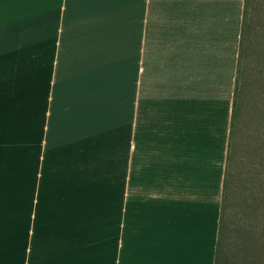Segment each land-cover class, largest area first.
Returning <instances> with one entry per match:
<instances>
[{
  "label": "crops",
  "instance_id": "crops-1",
  "mask_svg": "<svg viewBox=\"0 0 264 264\" xmlns=\"http://www.w3.org/2000/svg\"><path fill=\"white\" fill-rule=\"evenodd\" d=\"M0 0V264H215L245 0Z\"/></svg>",
  "mask_w": 264,
  "mask_h": 264
},
{
  "label": "rangeland",
  "instance_id": "rangeland-1",
  "mask_svg": "<svg viewBox=\"0 0 264 264\" xmlns=\"http://www.w3.org/2000/svg\"><path fill=\"white\" fill-rule=\"evenodd\" d=\"M39 1L45 25L47 0ZM249 16L253 27L239 76L242 105L230 136L229 161L227 157L231 183L223 218L222 264H264V157L257 150L264 141V0L251 4Z\"/></svg>",
  "mask_w": 264,
  "mask_h": 264
},
{
  "label": "trees",
  "instance_id": "trees-1",
  "mask_svg": "<svg viewBox=\"0 0 264 264\" xmlns=\"http://www.w3.org/2000/svg\"><path fill=\"white\" fill-rule=\"evenodd\" d=\"M255 0H245V7H244V15H243V23H242V31H241V38H240V48H239V66H238V76L236 79V86H235V95H234V104H233V111H232V125H231V137L235 133V127L238 125V115H239V106L241 107L242 101L238 97V93L240 91V83H239V76L242 71L243 65V58L245 57L247 51V34L253 27V18L249 16V7ZM260 154L264 157V141L262 142L259 148ZM230 159V152H228V161ZM231 183L230 178L228 177V163L226 168V176L224 180V190H223V202H222V214L220 219V230H219V237H218V244L216 249V263L215 264H222L221 263V244H222V230H223V218L225 215V208L227 206L228 201V188L229 184Z\"/></svg>",
  "mask_w": 264,
  "mask_h": 264
}]
</instances>
